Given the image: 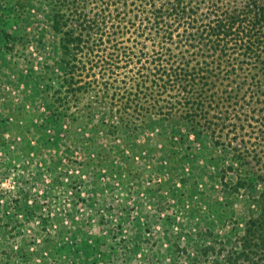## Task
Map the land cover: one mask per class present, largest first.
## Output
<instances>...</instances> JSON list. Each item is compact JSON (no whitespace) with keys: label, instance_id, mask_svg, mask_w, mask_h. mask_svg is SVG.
<instances>
[{"label":"rangeland","instance_id":"1","mask_svg":"<svg viewBox=\"0 0 264 264\" xmlns=\"http://www.w3.org/2000/svg\"><path fill=\"white\" fill-rule=\"evenodd\" d=\"M62 77L47 0H0V264H205L204 246L225 249L247 212L226 150L181 122L105 134L94 92L57 94Z\"/></svg>","mask_w":264,"mask_h":264},{"label":"trees","instance_id":"2","mask_svg":"<svg viewBox=\"0 0 264 264\" xmlns=\"http://www.w3.org/2000/svg\"><path fill=\"white\" fill-rule=\"evenodd\" d=\"M47 3L63 69L54 92H94L86 104L104 109L105 134L181 122L226 150L247 212L225 249L202 248L205 264H264V0Z\"/></svg>","mask_w":264,"mask_h":264}]
</instances>
